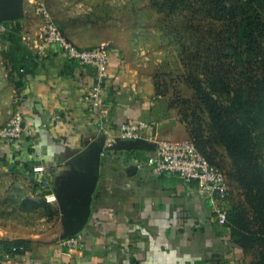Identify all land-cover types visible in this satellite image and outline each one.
<instances>
[{"label": "crops", "instance_id": "crops-1", "mask_svg": "<svg viewBox=\"0 0 264 264\" xmlns=\"http://www.w3.org/2000/svg\"><path fill=\"white\" fill-rule=\"evenodd\" d=\"M30 6L24 1L25 17L9 23L14 28L4 36V70L23 99L27 132L0 144V164L29 174L25 210L35 220L24 227L22 217L6 222L9 228L0 224V264H247L210 201L178 177H155L147 148L119 139V124L134 120H146L160 139H189L150 81L110 50L102 130L85 101L94 69L69 61L57 47H43L42 24L36 25ZM87 175L95 177L93 189L77 197L74 182ZM70 239L79 245L66 247ZM19 241L26 252L7 258L4 243Z\"/></svg>", "mask_w": 264, "mask_h": 264}, {"label": "rangeland", "instance_id": "rangeland-1", "mask_svg": "<svg viewBox=\"0 0 264 264\" xmlns=\"http://www.w3.org/2000/svg\"><path fill=\"white\" fill-rule=\"evenodd\" d=\"M24 1L31 5L29 14L37 18L36 25L43 23L38 11L43 6L63 33L76 43L104 46L109 48V54L113 49L139 77L145 76L150 81L167 115L184 126L187 137L199 140L201 136L204 142L212 141L214 144L207 147V152L214 150V163L226 175L234 173L224 144L213 139L216 130L204 93L210 94L217 114L223 119L234 91L247 79L262 77L259 59H249L236 40L235 23L229 14L235 6L218 8L210 0H187L185 5L178 2L170 8L165 6L168 0ZM10 25L13 30L14 25ZM4 36H0V129L11 121L18 97L4 70L7 53ZM195 81L200 82L201 91ZM256 134L264 136V126ZM1 143L12 142L0 139ZM260 153L264 166V142ZM26 175L29 174L19 168L6 169L0 164V224H6L7 228L11 225L6 222L21 217L23 227L35 220L25 210L31 193ZM228 182L231 196L226 210L229 214L242 212L251 231L259 233L263 240L246 252L247 264H264V226L259 223L245 190L230 177Z\"/></svg>", "mask_w": 264, "mask_h": 264}, {"label": "built area", "instance_id": "built-area-1", "mask_svg": "<svg viewBox=\"0 0 264 264\" xmlns=\"http://www.w3.org/2000/svg\"><path fill=\"white\" fill-rule=\"evenodd\" d=\"M39 14L43 18L40 42L43 47H57L69 61L81 67L94 69V86L86 95V103L97 115L98 126L106 129L103 119L106 112L103 109V94L107 80L110 77L109 50L104 47L82 48L68 38L60 26L54 21L49 11L41 6ZM8 22L0 23V36L10 32ZM23 99L17 97V109L7 126L0 129V139L5 142L20 141L27 132L25 115L19 108ZM149 123L146 120H134L119 124V139L123 142L139 143L148 150L147 166L157 177H178L188 186L197 187L201 197L209 200L213 205V212L217 222L224 226L228 221L226 204L230 199V186L227 175L213 166L198 150L192 139L172 141L160 139L149 132ZM37 159H42L40 152ZM35 171H44V167H35ZM66 247H77V239H70L64 243ZM27 249L24 245L14 246L5 253L7 258L23 253Z\"/></svg>", "mask_w": 264, "mask_h": 264}, {"label": "trees", "instance_id": "trees-1", "mask_svg": "<svg viewBox=\"0 0 264 264\" xmlns=\"http://www.w3.org/2000/svg\"><path fill=\"white\" fill-rule=\"evenodd\" d=\"M178 2L185 5L187 0H168L165 6L170 8ZM210 2L218 8L228 4L236 7L229 13L235 23L236 40L240 41V46L244 47L249 59L256 61L259 59L258 64L260 71L262 70L260 80L252 81L251 77L234 91L230 106L224 110L226 114L223 119L220 117L221 114H217L218 108L213 105L210 94L204 95L216 130L213 139L216 141L219 139L224 144L232 160L234 173L227 175V178L230 177L245 190L259 223L264 226V166L260 162L264 136L256 134L264 126V0H210ZM195 84L201 91L200 82L195 81ZM192 140L208 161L223 171L214 163V150L207 152V147L211 148L214 143L202 141L201 136L199 140L194 138ZM32 205L34 208L39 207L37 204ZM224 226L230 228L231 238L245 253L262 240L259 233L251 231L239 210L228 213V221ZM20 245L27 249L24 241L6 242L3 247L8 252L12 247Z\"/></svg>", "mask_w": 264, "mask_h": 264}, {"label": "water", "instance_id": "water-1", "mask_svg": "<svg viewBox=\"0 0 264 264\" xmlns=\"http://www.w3.org/2000/svg\"><path fill=\"white\" fill-rule=\"evenodd\" d=\"M24 17V0H0V23L20 21ZM94 179V175L76 178L74 187L77 190V197L79 194H83L84 192H88L89 194L92 191ZM89 198L90 195H88ZM86 217L87 215L84 218Z\"/></svg>", "mask_w": 264, "mask_h": 264}, {"label": "clouds", "instance_id": "clouds-1", "mask_svg": "<svg viewBox=\"0 0 264 264\" xmlns=\"http://www.w3.org/2000/svg\"><path fill=\"white\" fill-rule=\"evenodd\" d=\"M184 259H189L188 257H184Z\"/></svg>", "mask_w": 264, "mask_h": 264}]
</instances>
